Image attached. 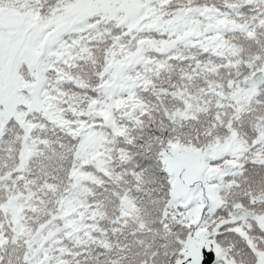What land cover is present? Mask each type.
Masks as SVG:
<instances>
[{
	"label": "snow or ice",
	"instance_id": "obj_1",
	"mask_svg": "<svg viewBox=\"0 0 264 264\" xmlns=\"http://www.w3.org/2000/svg\"><path fill=\"white\" fill-rule=\"evenodd\" d=\"M0 264H264V0H0Z\"/></svg>",
	"mask_w": 264,
	"mask_h": 264
}]
</instances>
